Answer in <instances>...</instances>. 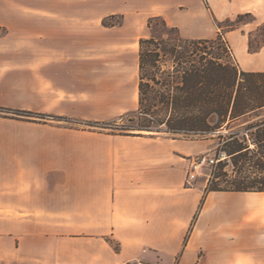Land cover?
Here are the masks:
<instances>
[{
	"label": "crops",
	"instance_id": "1",
	"mask_svg": "<svg viewBox=\"0 0 264 264\" xmlns=\"http://www.w3.org/2000/svg\"><path fill=\"white\" fill-rule=\"evenodd\" d=\"M153 16L184 38L220 33L240 70L264 72V34L254 40L264 0H0V107L46 115H0V222L15 225L0 234V264H239L264 253V191H210L190 226L206 182L185 180L206 140L52 118L133 110L123 73L89 66L118 58L94 55V37L121 53Z\"/></svg>",
	"mask_w": 264,
	"mask_h": 264
},
{
	"label": "trees",
	"instance_id": "2",
	"mask_svg": "<svg viewBox=\"0 0 264 264\" xmlns=\"http://www.w3.org/2000/svg\"><path fill=\"white\" fill-rule=\"evenodd\" d=\"M156 19L169 31L166 36L139 39L137 107L119 116L127 119V124L119 125L116 120L110 124L123 131L112 134L165 131L174 137L210 140L214 142L217 172L208 179V192L264 191V79L260 81L263 84L254 80L264 77V72H246L229 61V47L221 41L220 33L215 38H184L176 27L157 16L150 17L147 26L151 28ZM6 112H12L14 118H46L42 113L0 107V115ZM252 114L261 116L251 125L255 128L250 133L253 148L245 137L222 132L240 116ZM229 165L232 168L226 169ZM107 240L119 250L113 239Z\"/></svg>",
	"mask_w": 264,
	"mask_h": 264
},
{
	"label": "rangeland",
	"instance_id": "3",
	"mask_svg": "<svg viewBox=\"0 0 264 264\" xmlns=\"http://www.w3.org/2000/svg\"><path fill=\"white\" fill-rule=\"evenodd\" d=\"M251 17H244L243 20H251ZM120 18H109L107 20H105L104 22H106L107 24H117L120 23ZM242 20V18L240 17L239 19H237V21ZM169 31L168 27H165L163 25V22L160 19H156L152 22V27L149 28L148 26H145L144 29V37H148V36H166L167 32ZM260 34H264V28L261 26L260 27V31H258L256 33V36L254 38V40H257V38H260ZM98 36H100L102 39L104 38H108L109 35L105 32L100 33ZM111 37V35H110ZM138 39L137 36L135 38L132 37L131 40L128 41V46L126 48L125 51L121 52V53H112L111 51H108L107 48H97V43H98V37L95 36L94 37V43H95V52L94 55H101V56H118V58L115 59H111V61H116L114 63H98V62H94L92 64H90L89 66L91 67V69L94 72H105L108 71L110 73L112 72H120L123 73V91H124V95L122 96V98H124L125 103H129L132 100H134V105H133V110L136 109L137 107V101H136V86H137V81H138V59H137V54H138ZM221 41L225 44V40L222 38L221 36ZM137 42V43H136ZM133 43H135L133 45ZM135 47V52H131L129 51V49ZM228 54L226 55V58L231 61L233 64L236 65L235 61L233 60L232 56H231V52L228 49ZM264 77H255L254 80L257 81L258 84H263L262 82H260L261 80H263ZM121 98V97H120ZM132 111V110H130ZM6 113H11L12 112H6ZM124 114V113H123ZM22 117H29L27 115H21ZM119 116L115 119L112 120H105V121H99V120H87L90 122H95V123H87L84 120L81 122H77L76 126L78 128L81 129H85V130H91V131H96V132H106V133H117V132H123L121 131V129L119 128H115V126H111L110 124L112 122H114V120H116L117 124H127L128 121L127 119L121 120L118 119ZM261 118V116H255V115H249L246 116L244 118H237L236 120H234L233 122H231L228 125V128H224L222 129L223 133H228V132H232L234 133L237 138L241 139V138H246L247 141L249 142L250 148H253L254 145L252 144V142L250 141L251 139V135L250 133L253 132V130L255 129L254 127H251L252 124H254L255 122H257L259 119ZM97 121V122H96ZM63 121H61L62 123ZM64 123V122H63ZM250 126V127H249ZM133 132H137V133H142V134H168V135H173L169 132H165V131H161V132H155V131H133ZM179 136V135H178ZM253 137V136H252ZM182 138V137H180ZM184 139V138H183ZM249 139V140H248ZM187 140H191V139H187ZM194 141V140H191ZM207 142H204L203 147L204 149L196 154L193 155L194 159L191 160V165H190V171L194 170L192 168V165L194 164V162L197 160L198 157L201 156H206V157H210L215 159L216 155H215V147H214V142L210 141V140H206ZM217 161H214V163L211 164H207L204 163L202 164L194 173V177L193 178H189V173H187V177L185 180V186L187 187H194V186H199L203 183L206 182V185L204 187L201 199H200V203L197 207L196 212L193 215V219L191 221L190 226L192 227V224L194 223L195 219L197 218V216L199 215V212L201 211L204 202L210 198L211 196H213V193H210L206 190V186L208 183V179L210 178V175L212 173L217 172ZM232 168L231 165H229V167H226V169ZM237 169V168H235ZM189 171V172H190ZM234 174L237 175V173L234 172ZM247 174V173H246ZM244 175V174H243ZM260 176H262V174H260ZM226 199H230V200H239V199H235V197H226ZM6 214V209H0V215H5ZM0 219H2V217H0ZM13 227H15V225H10L7 223H3L0 222V234L3 236L6 233H9L10 231L8 229H13ZM190 227V228H191ZM189 228V230H190ZM189 233V232H188ZM187 233V234H188ZM112 239V238H111ZM187 240V238L185 237V241ZM114 241V240H113ZM112 246V245H111ZM243 255V254H242ZM255 259V260H254ZM262 263L264 264V253L260 256V257H253V256H239L238 258V263L242 264V263Z\"/></svg>",
	"mask_w": 264,
	"mask_h": 264
},
{
	"label": "built area",
	"instance_id": "4",
	"mask_svg": "<svg viewBox=\"0 0 264 264\" xmlns=\"http://www.w3.org/2000/svg\"><path fill=\"white\" fill-rule=\"evenodd\" d=\"M214 161H217L216 159H213V158H210V157H206V156H201V157H198L197 160L194 162V164L192 165V168L194 170H191L189 172V178H193L194 177V173L196 172V170L204 163H207V164H211V163H214Z\"/></svg>",
	"mask_w": 264,
	"mask_h": 264
}]
</instances>
